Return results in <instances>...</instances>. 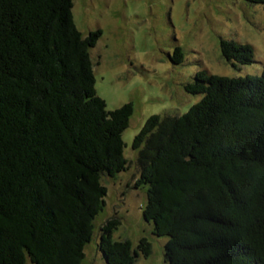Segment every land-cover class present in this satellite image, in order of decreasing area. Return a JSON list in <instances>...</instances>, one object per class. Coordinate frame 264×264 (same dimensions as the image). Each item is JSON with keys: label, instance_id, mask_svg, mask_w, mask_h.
Here are the masks:
<instances>
[{"label": "trees", "instance_id": "trees-1", "mask_svg": "<svg viewBox=\"0 0 264 264\" xmlns=\"http://www.w3.org/2000/svg\"><path fill=\"white\" fill-rule=\"evenodd\" d=\"M264 5V0H244ZM74 0H0V264H82L105 207V178L129 169L123 139L133 103L109 110L98 95L94 49ZM236 69L256 63L249 44L222 38ZM183 49L170 60L184 63ZM202 95L178 117L151 116L135 137L146 188L144 220L167 237V264H264V63L261 75L196 73ZM100 234L106 264L149 257Z\"/></svg>", "mask_w": 264, "mask_h": 264}, {"label": "rangeland", "instance_id": "rangeland-1", "mask_svg": "<svg viewBox=\"0 0 264 264\" xmlns=\"http://www.w3.org/2000/svg\"><path fill=\"white\" fill-rule=\"evenodd\" d=\"M73 16L84 36L98 29L103 33L91 50L98 95L109 110L134 105L123 135L129 169L103 181L105 207L95 220L93 240L85 248L82 264H106L99 250L100 234L113 219L120 222L115 240H130L134 249L143 239L151 244V255L140 253L135 264H167L168 238L155 236L153 225L144 220L147 191L135 187L141 167L133 141L151 116H182L202 99L185 90L196 73L261 75L264 5L244 0H74ZM222 38L251 45L256 63L234 68L222 56ZM178 46L185 55L182 65L170 60Z\"/></svg>", "mask_w": 264, "mask_h": 264}]
</instances>
